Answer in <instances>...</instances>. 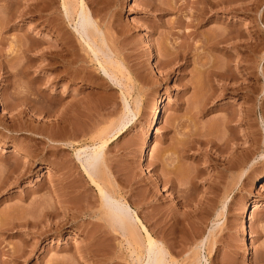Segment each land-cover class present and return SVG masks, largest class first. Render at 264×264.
I'll return each mask as SVG.
<instances>
[{
  "label": "rangeland",
  "instance_id": "obj_1",
  "mask_svg": "<svg viewBox=\"0 0 264 264\" xmlns=\"http://www.w3.org/2000/svg\"><path fill=\"white\" fill-rule=\"evenodd\" d=\"M206 1L210 7L205 0H139L133 7L130 0H83L97 42L112 57L105 66L115 75L114 84L82 50L74 23L65 15V0H0V177L14 168L22 173L0 190V264L134 263L74 157L76 149L94 145L101 147L105 161L95 176L98 182L138 214L145 229L139 226L142 241L147 232L168 262L264 264L263 206L254 212L250 257L240 232L243 206L264 203V180L253 186L264 178L258 126L264 120V0ZM224 31L229 40L216 39ZM40 50L55 54L47 61L48 71H40L47 64L39 61ZM151 50L159 70L148 60ZM53 74L58 76L54 81ZM45 76L52 78L38 83ZM159 96L165 99L161 124L151 157L142 164L149 112ZM125 101L134 111L129 123ZM195 105L202 109L197 115ZM228 113L236 118L225 125ZM210 138L216 145L229 138L242 144L244 138L246 145L231 143L234 150L220 155L206 143ZM16 147L46 163L26 174L21 154L12 157ZM243 147L255 154L248 178L236 185L240 172L234 171L218 179L224 158L241 154ZM175 167L185 172L183 180ZM65 177L76 188L72 201L86 215L75 219L77 226L57 233L55 223H66V217L61 213L43 220L33 208L45 202L58 214L49 188H60ZM216 182L235 186L219 192L212 187ZM84 229L96 235V247L87 256L75 252L92 242L84 240Z\"/></svg>",
  "mask_w": 264,
  "mask_h": 264
},
{
  "label": "bare ground",
  "instance_id": "obj_2",
  "mask_svg": "<svg viewBox=\"0 0 264 264\" xmlns=\"http://www.w3.org/2000/svg\"><path fill=\"white\" fill-rule=\"evenodd\" d=\"M139 3V0H130V3L128 4V6L130 7H133L135 5H137ZM205 3H207V5L209 6L208 2L205 0ZM212 4V3H210ZM219 4V3H218ZM214 5V4H212ZM212 5H211V8H212ZM217 5V4H215ZM210 7V6H209ZM214 7V6H213ZM63 8H64V11H65V15L67 16V18H69L70 20H72V22L74 23V32L75 34L79 37L80 41H81V44H82V50L86 53H88V55L91 57V59H93L94 62H96V64L98 65L99 67V71L104 75V77H106L108 80H110L112 83L116 84L115 83V75H113V72L109 71L107 68H106V64H110L111 62V55L109 52H106L104 51L101 46L99 45V43L97 42L96 40V35L94 34L93 32V26H91L92 22L90 23V16H89V11L85 8L84 6V3H83V0H65V3L63 4ZM201 8V7H200ZM210 8V9H211ZM246 10V8L244 9ZM205 11V10H204ZM203 19V18H202ZM71 22V21H70ZM240 22V20L238 21ZM220 33V32H219ZM230 33V32H229ZM147 35V34H146ZM98 36V35H97ZM216 36V35H215ZM214 36V37H215ZM229 36L230 34H226L225 31L224 32H221L220 34L217 35L216 39H220L221 41H228L229 40ZM67 37V36H66ZM213 37V38H214ZM235 37V36H234ZM233 38V37H232ZM216 39H213V40H216ZM231 39V38H230ZM212 40V41H213ZM219 40V41H220ZM237 40V39H236ZM147 41V40H146ZM219 41H215V43L219 42ZM214 42V41H213ZM147 43V42H146ZM149 43V41H148ZM211 43V42H210ZM209 43V44H210ZM220 43V42H219ZM223 43V42H221ZM237 43V42H236ZM235 44V43H234ZM149 46H151V44L149 43L148 44ZM235 46V45H234ZM244 46V44L242 45ZM248 46V45H247ZM52 47V46H51ZM56 47V46H55ZM54 47V48H55ZM241 47V46H240ZM81 48V46H80ZM246 49V48H245ZM30 50V49H29ZM42 50V49H41ZM40 50V55L38 56L39 58V61L41 62V64H43L45 61L47 62H51L53 60V56L55 55L53 52H45V51H41ZM39 51V50H38ZM81 51V50H80ZM55 52V51H54ZM57 52V51H56ZM150 53H148V60L149 62H151V65L152 67L155 69V70H159V65L157 64V61H155V58H156V54L151 50L149 51ZM85 53V54H86ZM29 56V55H28ZM87 56V55H86ZM80 59V58H79ZM47 64L43 65L40 67V71L41 72H44V71H48V69H51L50 67V64ZM113 64V63H112ZM52 66V65H51ZM109 66V65H107ZM97 67V68H98ZM53 68V67H52ZM218 69V68H217ZM209 70V69H208ZM216 70V69H215ZM224 70V69H223ZM219 71V70H218ZM158 72V71H157ZM222 72V71H221ZM224 72V71H223ZM229 72V71H228ZM227 72V73H228ZM53 73V72H52ZM211 73V72H209ZM226 73V72H225ZM55 74H53V79L52 81H54L57 77L54 76ZM218 75L220 77H223V74H221L220 72L218 73ZM214 76V75H213ZM263 76V75H262ZM51 77V76H50ZM49 76H45V78L43 77H39L37 80L39 81L38 83H45L44 81L46 80L47 82L50 81V78ZM52 78V77H51ZM218 78V77H217ZM220 81V80H219ZM48 84V83H46ZM71 84V83H70ZM205 95V94H204ZM207 96V95H206ZM25 100V99H24ZM18 102V101H17ZM203 102V101H202ZM199 103V102H198ZM31 104V103H30ZM28 105V103H27ZM164 105H165V99L163 97H158L155 101V104L153 105L151 111L149 112L150 113V120L152 121V123H150V127L148 129V131L146 132L145 134V152H144V156H143V159H142V164H144L150 157H151V150H152V145H153V142H152V138L155 134V132L157 131L159 125L161 124V115H162V110L164 108ZM202 106V104H200ZM199 105V106H200ZM196 106V105H195ZM204 106V105H203ZM9 107V106H8ZM13 107V106H12ZM11 108V107H10ZM30 108V107H29ZM197 110L199 109L198 106L194 107ZM202 108V107H201ZM33 109V108H32ZM31 110V109H30ZM150 110V109H149ZM202 110V109H199V111ZM33 111V110H31ZM126 112V115L129 116V120L127 119V122L129 123V121H131L134 117V114H133V110L130 108L128 102L125 101V111ZM196 112V111H195ZM148 113V114H149ZM203 113V112H202ZM193 114V113H192ZM198 114V110L196 112V115ZM229 114V113H228ZM236 114V113H235ZM61 115V114H59ZM63 115V114H62ZM125 115V114H124ZM239 115V113L237 114V116ZM149 116V115H148ZM126 117V116H125ZM239 117V116H238ZM63 118V117H61ZM127 118V117H126ZM224 118V117H223ZM236 118V115L233 116V114H229L227 116V118L223 119V124L227 125L229 123H232V121ZM238 119V118H237ZM236 119V120H237ZM64 120V119H63ZM61 121V120H59ZM222 121V119H221ZM239 121V120H237ZM62 122V121H61ZM65 122V121H64ZM126 123V122H125ZM242 123V122H241ZM64 125V124H63ZM126 125V124H125ZM224 125V126H225ZM57 126H59L57 124ZM62 126V125H61ZM60 126V127H61ZM66 126V125H65ZM124 126V124H123ZM258 126H259V129L260 131L262 132V145L264 146V120L262 119L260 123H258ZM64 127V126H63ZM213 127V126H212ZM228 128V127H227ZM66 129V128H65ZM119 129V128H118ZM217 129H220V127L218 128L217 126ZM217 129L215 128L216 132L219 133V131H217ZM210 130V129H209ZM212 130V129H211ZM210 130V131H211ZM214 130V129H213ZM212 130V131H213ZM214 130V131H215ZM223 130V127L222 129ZM108 131V130H107ZM213 131V133H215ZM119 132V131H118ZM233 132V131H232ZM58 133V132H57ZM100 133V132H99ZM208 133V132H207ZM217 133V134H218ZM224 133V132H223ZM104 134V133H103ZM195 134V133H194ZM205 134V133H204ZM203 134V135H204ZM235 134V133H234ZM216 135V134H215ZM224 135V134H223ZM222 135V136H223ZM252 135V134H251ZM255 135V134H254ZM98 136V135H96ZM197 136V135H196ZM245 136V135H244ZM243 135H241V137H244ZM56 137V136H55ZM199 137V136H197ZM201 137V136H200ZM203 137V136H202ZM207 138H209V135H206ZM205 136L203 138H206ZM246 137V136H245ZM244 137V138H245ZM51 138V137H50ZM99 138V137H98ZM191 137H189V140H190ZM195 138V137H194ZM227 138V137H226ZM243 138V142L242 144H236L233 142L232 139H226V141L224 143H220L221 145H216L215 143H213L211 141V138L210 140H208L206 143L208 144H212L216 149V151L220 154V155H224V153H228L227 151L233 149L232 148V144L231 143H234V145H246V142ZM248 138V137H247ZM253 138V137H252ZM104 139V138H103ZM220 139V138H219ZM218 139V140H219ZM222 140H225V138H221ZM220 139V140H221ZM52 140V138H51ZM98 140V139H97ZM189 140L187 142H189ZM195 140V139H194ZM197 140V139H196ZM195 140V141H196ZM205 140V139H203ZM256 140V139H255ZM191 141V140H190ZM215 141V140H214ZM193 141H191L190 144H193L192 143ZM198 142V141H197ZM196 142V143H197ZM222 142V141H221ZM187 143V145L189 144ZM195 143V142H194ZM201 143V142H200ZM101 145H104V144H101ZM186 145V144H185ZM66 146V145H65ZM252 147V145H250ZM255 146V145H254ZM103 147V146H102ZM246 147V146H245ZM249 147V146H247ZM251 147L250 148H244L242 149V152L241 154H238V155H232L230 157H227V158H224L225 159V165L223 164V167L224 169L222 170L221 173V176L219 175V178L218 179H221V181H223L224 179V176L225 175H229V174H232L234 171H239L240 174L237 175L235 177V181H234V184H239L241 183L242 181L246 180V175H247V167L248 165H251L249 164L252 160L254 161L253 157H254V153L251 151ZM212 148V147H211ZM182 149V147H181ZM65 150V149H63ZM234 150V149H233ZM256 150V149H254ZM55 151V150H54ZM232 151V150H231ZM230 151V152H231ZM55 153V152H54ZM63 153V152H62ZM239 153V152H238ZM253 153V154H252ZM19 154H21V158H20V164H22V166H24V169L26 170V174L28 172L31 171L32 168H34L35 164H44L46 163V160L44 159H35L31 154H28V153H22L18 147L15 148V150L13 151V156L12 157H16L18 156ZM59 154V153H58ZM103 152H102V149L101 147L98 145H94L93 147H80L79 149H76L75 151V154H74V157L76 159V161L80 164L81 166V169L83 170L85 176L90 180L91 184L94 185V187L96 188L97 190V193H98V196H99V200L101 202V208L102 210H104V213L102 215H106L108 217V219H110L114 224L115 226L118 227V229L120 230V235L123 239V242L121 243V245L127 249V250H130L131 251V256L133 255L132 257V260L134 263L136 264H171L172 262H168L167 260V253H165V251L163 250V248H161V246L159 247L158 243L156 240H154L147 232H146V241L143 242L142 241V237L140 236L139 234V226L143 228L144 224L141 223V220L138 216V214L132 210L131 206L123 201L118 200L114 194L116 193H111V191L109 192L108 189H107V186L104 187L98 182V180L100 179H97L95 176L98 174V170L100 166L104 165V156H103ZM229 154V153H228ZM51 155V154H50ZM219 155V156H220ZM45 157V156H44ZM43 157V158H44ZM220 157H223V156H220ZM226 157V156H225ZM252 158V159H251ZM222 161V160H221ZM215 162V161H214ZM11 163V162H10ZM13 163V162H12ZM223 163V162H222ZM256 163V162H255ZM14 164V163H13ZM16 164V163H15ZM53 164V163H52ZM11 165V164H10ZM51 165V164H50ZM54 165V164H53ZM13 166V165H11ZM15 166V165H14ZM16 167V166H15ZM18 167V166H17ZM51 167V166H50ZM181 167V166H180ZM180 167L178 169H180ZM9 168V167H8ZM22 168V167H21ZM176 168V167H175ZM16 168H14V170H8V172H6L7 174L4 176V177H0V190L1 188H3V186L7 185H12V183L14 182H11L12 180L14 181H17L20 179V177L22 176V173L21 172H18L17 170H15ZM48 169V168H47ZM72 169V168H71ZM177 168L174 169V170H178ZM250 169V168H249ZM22 170V169H21ZM107 170V169H106ZM182 170V168H181ZM7 171V170H6ZM48 171V170H47ZM183 171V170H182ZM215 171V170H214ZM101 172H102V169H101ZM99 172V174L101 173ZM169 172V171H168ZM238 172V173H239ZM18 173V174H17ZM48 175L50 174V172L48 171L47 172ZM178 173V174H177ZM176 174L179 176L178 179H184L185 177V172L182 173L181 171L178 170ZM219 173V174H220ZM104 174V173H103ZM4 175V174H3ZM101 175V174H100ZM99 175V176H100ZM187 175V173H186ZM190 175V174H189ZM188 175V176H189ZM98 176V175H97ZM218 176V175H217ZM70 177V176H69ZM97 180H96V179ZM100 178V177H99ZM215 178V177H214ZM63 179V178H62ZM61 179V180H62ZM66 179V177H65ZM187 179V178H186ZM64 180V179H63ZM163 181V179H158V181ZM166 180V179H165ZM168 180V179H167ZM181 180V181H182ZM216 180V179H215ZM249 180V179H248ZM264 178H257L255 181H254V184L253 186L256 187L257 185L261 184V181H263ZM51 181V180H50ZM106 181V180H105ZM104 181V182H105ZM157 181V180H156ZM219 181V180H218ZM64 182V181H63ZM73 182V181H72ZM165 182V181H164ZM169 182V180H168ZM183 182V181H182ZM185 182V180H184ZM220 182V181H219ZM219 182H216L214 183V185H212V187L216 190V191H222V190H228V189H232V185H230V183L228 184V182L224 185L219 183ZM103 183V181L101 182ZM170 183V182H169ZM232 183V182H231ZM73 184V183H72ZM70 182H69V179L67 181L66 179V183H62V185L60 186V188L58 187V185L55 187L53 186V188L55 187L56 190H52V188H49L51 189L50 190V195L53 197L55 203V207L59 209V213L57 214L56 212L54 211H51L48 207V205L45 204V202H40L37 204L36 207H34L33 209L37 212V214H39L40 217L44 218L43 220H45L46 218L50 219L52 218L51 220L53 221V219L55 217H58L61 216V213H62V216L66 217L67 220H65L66 223H55V227L53 229H55V232H59L63 230V228L65 226H77V222H75L76 218H78V216H82L84 215L86 212H84V214L82 213L83 211H81L82 209H80L78 206L75 205V203L72 201V200H75V198L73 199L72 195L75 194V190L76 188H72V185ZM105 184V183H104ZM107 184V183H106ZM165 184V183H164ZM211 184V183H210ZM78 185V184H76ZM235 186V185H234ZM182 188V187H181ZM212 188V189H213ZM47 189V188H46ZM111 189V188H110ZM211 189V190H212ZM213 189V190H214ZM179 190V189H178ZM214 190V191H215ZM226 190V191H227ZM229 190V191H230ZM46 191H49V190H46ZM54 192V193H53ZM81 192V190H80ZM79 192V193H80ZM113 192V191H112ZM74 193V194H73ZM78 193V191H77ZM78 193V194H79ZM209 193V192H208ZM225 193H228V192H225ZM49 194V192H48ZM209 195V194H208ZM223 195V194H222ZM214 197V196H213ZM193 198V197H192ZM202 198V197H201ZM186 199V198H185ZM223 199V198H222ZM184 200V199H183ZM218 200V199H217ZM225 200L226 197H225ZM225 200H221L222 202L221 205L222 207L224 208L225 207ZM76 202V201H75ZM215 202V201H214ZM77 204H80V203H77ZM85 204V203H84ZM88 204V203H87ZM215 204V203H214ZM74 205V206H72ZM187 205V204H186ZM80 206V205H79ZM82 206V205H81ZM262 206L264 207V203H260V202H257L256 200H253V201H249L248 203H246L244 206H243V214H244V220L241 222L240 224V232L242 234H244L246 236V239L244 240V245L248 248L247 251H246V256L247 257H250L252 256L253 254V249L252 247L250 246V242L253 238V236L251 235V232H250V228L251 226L253 225V222H254V219H255V215H254V212L257 210V209H260L262 208ZM87 207V206H86ZM91 208V207H90ZM89 208V209H90ZM214 208V207H213ZM87 209V208H86ZM84 210V209H83ZM223 210V209H221ZM103 212V211H102ZM98 214V213H97ZM86 215V214H85ZM101 215V216H102ZM104 215V217H105ZM61 216V217H62ZM96 216V215H95ZM106 217V218H107ZM7 218V217H6ZM83 218V216H82ZM10 219V217L8 218ZM17 219V218H15ZM30 219V218H29ZM32 219V218H31ZM97 219V217H96ZM105 219V218H104ZM107 219V220H108ZM7 220V219H6ZM22 220V219H20ZM24 220V219H23ZM39 221V220H38ZM41 221V220H40ZM11 222V220H10ZM9 222V223H10ZM23 222V221H22ZM22 222H21V225H22ZM26 222V220H25ZM30 222V221H29ZM12 223L13 220H12ZM12 223L10 226H12ZM34 223V222H33ZM32 223V224H33ZM50 223H53V222H50ZM16 224V223H14ZM20 224V223H18ZM28 224V223H27ZM30 224V223H29ZM35 224V223H34ZM15 226V225H14ZM20 226V225H19ZM34 226V225H33ZM47 226V224H46ZM16 227V226H15ZM70 228V227H69ZM52 229V228H51ZM145 230V229H144ZM51 231V230H50ZM49 231V232H50ZM118 231V230H117ZM81 232H83V236H84V240L85 239H91L92 242H90L91 240H89L90 243H88L85 247H80V248H77L75 249V252L76 253H80L83 252L85 255L90 253L91 252V248L93 247H96V245H94L95 243H93V239H94V232H85V229L84 231L82 230ZM78 233V230H76L74 236L77 237V234ZM119 233V232H118ZM96 237V235H95ZM249 237V238H248ZM207 240V239H206ZM124 242H126V244H124ZM163 247V245H162ZM97 249H95L96 251ZM166 250V248H165ZM126 251V250H125ZM93 253V251H92ZM92 254H89L88 256H91ZM87 256V255H86ZM85 256V257H86ZM130 256V257H131ZM84 257V258H85ZM197 260V258L195 259ZM195 262V261H194ZM133 263V264H134ZM173 264V263H172ZM176 264V263H175Z\"/></svg>",
  "mask_w": 264,
  "mask_h": 264
}]
</instances>
